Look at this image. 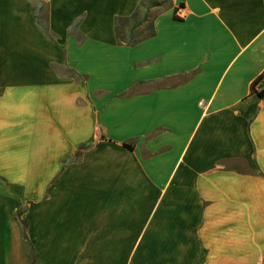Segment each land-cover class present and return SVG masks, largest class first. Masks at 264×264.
<instances>
[{
    "label": "crops",
    "instance_id": "1",
    "mask_svg": "<svg viewBox=\"0 0 264 264\" xmlns=\"http://www.w3.org/2000/svg\"><path fill=\"white\" fill-rule=\"evenodd\" d=\"M139 1L0 0V264H264V0Z\"/></svg>",
    "mask_w": 264,
    "mask_h": 264
},
{
    "label": "trees",
    "instance_id": "2",
    "mask_svg": "<svg viewBox=\"0 0 264 264\" xmlns=\"http://www.w3.org/2000/svg\"><path fill=\"white\" fill-rule=\"evenodd\" d=\"M163 2L164 0L163 1L141 0L139 1V3L136 5V7L133 9V11L129 16L126 17L115 16L113 20V32L116 41L119 44L133 45L138 41L153 35L154 28L152 25V21L148 15V9L152 6H162ZM74 24L75 22L72 23V26ZM262 93L263 92H259L258 95L260 96ZM123 145L129 147L125 143H123ZM85 148H87V146L77 148L71 156L65 159L64 162H70L76 160ZM21 211L22 208L17 209L15 211V216L19 220L22 227L23 236L26 238V234H25L26 222L25 219L20 217ZM27 246L29 252V264H32L34 251L31 245L29 244V242H27Z\"/></svg>",
    "mask_w": 264,
    "mask_h": 264
},
{
    "label": "built area",
    "instance_id": "3",
    "mask_svg": "<svg viewBox=\"0 0 264 264\" xmlns=\"http://www.w3.org/2000/svg\"><path fill=\"white\" fill-rule=\"evenodd\" d=\"M251 90L256 93H264V69H262L260 73L255 77V79L251 82Z\"/></svg>",
    "mask_w": 264,
    "mask_h": 264
},
{
    "label": "rangeland",
    "instance_id": "4",
    "mask_svg": "<svg viewBox=\"0 0 264 264\" xmlns=\"http://www.w3.org/2000/svg\"><path fill=\"white\" fill-rule=\"evenodd\" d=\"M34 179L37 181V182H40V183H47L48 180H51V177L49 175H51V170H46V169H43V170H36L34 171Z\"/></svg>",
    "mask_w": 264,
    "mask_h": 264
}]
</instances>
